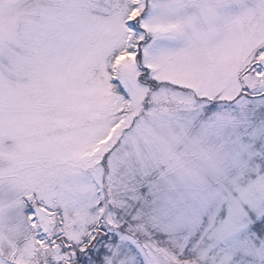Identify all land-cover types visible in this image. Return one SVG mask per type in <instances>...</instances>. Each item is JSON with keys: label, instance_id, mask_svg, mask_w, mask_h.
Segmentation results:
<instances>
[{"label": "snow or ice", "instance_id": "snow-or-ice-1", "mask_svg": "<svg viewBox=\"0 0 264 264\" xmlns=\"http://www.w3.org/2000/svg\"><path fill=\"white\" fill-rule=\"evenodd\" d=\"M0 264H264V0H0Z\"/></svg>", "mask_w": 264, "mask_h": 264}]
</instances>
